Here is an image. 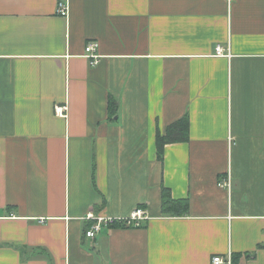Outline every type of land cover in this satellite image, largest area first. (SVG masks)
Segmentation results:
<instances>
[{
    "label": "crops",
    "instance_id": "obj_1",
    "mask_svg": "<svg viewBox=\"0 0 264 264\" xmlns=\"http://www.w3.org/2000/svg\"><path fill=\"white\" fill-rule=\"evenodd\" d=\"M59 1L0 0V264H264V0Z\"/></svg>",
    "mask_w": 264,
    "mask_h": 264
},
{
    "label": "built area",
    "instance_id": "obj_2",
    "mask_svg": "<svg viewBox=\"0 0 264 264\" xmlns=\"http://www.w3.org/2000/svg\"><path fill=\"white\" fill-rule=\"evenodd\" d=\"M57 11L61 16H66L68 12V4L66 0H60L57 5ZM95 42H88L85 46V56L91 60L92 64L97 63L99 55L95 53ZM223 48L219 45L216 46V53L221 54ZM66 104L56 106L55 114L65 117L66 116ZM217 184L223 187H230V177L219 178ZM148 218L143 208L137 207L131 211L127 216H109V215H95L88 213L84 219L90 220V225L85 231L87 237H94L103 226H111L118 224L121 226H140L141 223ZM211 264H232L230 255L214 254L211 257Z\"/></svg>",
    "mask_w": 264,
    "mask_h": 264
},
{
    "label": "trees",
    "instance_id": "obj_3",
    "mask_svg": "<svg viewBox=\"0 0 264 264\" xmlns=\"http://www.w3.org/2000/svg\"><path fill=\"white\" fill-rule=\"evenodd\" d=\"M118 108L117 101L113 97L108 99V115H115ZM188 139V118L185 114L182 118L169 124L164 131L157 130L155 137V145L157 151V158L163 160L164 146L170 142L185 141ZM189 211V201L186 198H174L170 190L161 187V213L164 215L183 216ZM264 247V244L261 245ZM21 251L26 247L18 246ZM44 250V249H42ZM46 256L47 253H46ZM232 263L234 264L233 260Z\"/></svg>",
    "mask_w": 264,
    "mask_h": 264
}]
</instances>
